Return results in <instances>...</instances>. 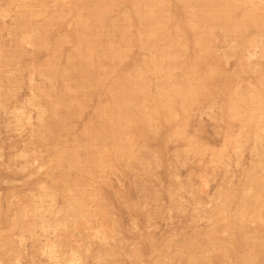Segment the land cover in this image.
Wrapping results in <instances>:
<instances>
[{
	"label": "rangeland",
	"instance_id": "1",
	"mask_svg": "<svg viewBox=\"0 0 264 264\" xmlns=\"http://www.w3.org/2000/svg\"><path fill=\"white\" fill-rule=\"evenodd\" d=\"M171 1H168V11L163 13L160 20L168 25L172 23V25L162 28L161 31L164 32L158 36L155 49L149 51L147 48H142L140 42L137 41L141 36L144 37V33L141 34V31H138L139 20L136 16H132L133 8L130 3H125V0H112L115 5L113 4L111 15L106 22L107 27L108 25L109 27L116 26L120 29L118 31L125 33L126 36L123 39L119 32L120 35H116L119 38L117 39L115 34L118 32L115 31L110 40L108 35L111 37L113 33L111 28L109 29L112 30L111 33L108 29H98L96 34L99 33L101 37L98 35L91 38L99 39L103 47L114 45L123 56L117 55L115 60L104 57L95 62V58L87 51H83V47L79 46V48L77 41L73 39L79 28L80 16L77 17V11L79 10L78 13L81 15L87 13L86 10L84 14L81 13L84 9L80 8V5L77 6L79 0H59V2L58 0H0V264H240V261L244 264L250 257H257L256 254L260 257L262 250L259 249H263L264 246L263 219L253 218L251 209L244 223L242 222L245 224L246 221L249 228L246 224L244 228L241 227L243 224L234 225L237 232L244 233L246 227L249 231L245 235L248 236L246 239L237 233L238 240L235 236L236 243L232 244L234 245L232 247L236 246L235 249L222 239L226 237L228 239L231 234L222 222H227V219L231 220L237 214L239 205L242 203V196L239 197L242 194L237 191L242 185L244 187L245 183L246 185L249 183L252 171L257 167L259 172L254 171L258 172L256 175L264 176V127L258 131L260 134L257 137L254 133L248 132V127H250L248 124L252 122V118L247 115L250 114L247 109H251L252 106L246 104H249L252 95L264 96V29H260L261 33L259 31L257 33V28L250 27L245 32L246 37H242L243 39L240 36H234L233 33V36L230 35L231 38L230 36L227 38L224 31L218 29L217 35L214 33L213 38H208V40L211 38V41L209 40L207 45L213 42L211 45L213 51L208 46L206 49L209 51L205 49L207 54L201 51L197 53L198 48L195 49L194 46L198 47L196 41L201 31L193 28L198 22L197 9L192 6L195 4L190 0ZM26 2L33 3L32 11L36 15L30 29L27 30L22 28L18 22L21 13H26L27 8L24 7ZM231 2L238 7L237 10L243 9L234 12L233 23L239 20L241 17L239 15L247 11H255L260 21H264V0L263 2L247 0L245 4L236 0H231ZM186 3L190 4L191 9L185 5ZM185 10H194L195 14L194 11L192 13V11L186 12ZM171 11L175 12L171 13ZM178 12L181 14L178 15ZM175 13L180 17V23L174 26L173 23L179 20ZM181 15L184 17L182 18ZM174 16L175 19L177 17L176 20ZM129 18L134 23L132 27L131 24L130 26L127 24ZM116 19L123 22L119 24ZM47 21L53 24L49 26L52 30L43 31L46 34H42L41 38L32 36V30L46 26ZM184 27L187 29L186 31L184 29L185 33L182 30ZM176 28H181V30ZM191 31L195 33H193L194 36ZM171 32H175V35ZM222 33L226 37H223ZM187 34H191L190 38L186 37ZM135 35L137 39L133 37ZM71 39L77 44H74ZM106 39L111 42L109 43ZM243 41V45L247 41L246 46H242ZM239 47H245V49ZM165 49L170 50L172 56L161 60V50ZM81 50L84 56L79 58L78 54ZM210 52L212 54H209ZM183 53H185L184 57ZM201 53L202 56L204 53L206 55L200 58L211 59V62L202 59V63L206 62L207 67L204 64L194 70V64L198 63L197 66H199L201 63V59L198 58ZM185 55L190 57L192 55L190 61V57L186 58L188 64L184 62L186 60H183ZM153 57L159 60L161 73H146L145 76V71L142 70L143 63H151ZM82 59L90 61V67L87 69L88 71L91 69V72L86 73L82 67ZM101 61H105V64ZM70 62L73 64L70 65ZM185 63L187 65L184 67ZM68 66L73 69V72L67 69ZM202 67L203 70H201ZM206 70L214 71L213 79L211 78L208 87L201 90L203 95L201 93L202 96L196 98V100L199 98L201 100L192 102L196 106L194 108L192 105L189 109L190 113L188 111L189 115L193 114L192 116L175 115L169 123L157 120L151 123L153 128L150 125L149 129H146L147 132L145 130L142 134L137 133V135L140 134L138 136L134 135V132L129 133L132 132L131 129H126L123 142L128 146L127 150L120 153L113 150L111 153V148L107 149L105 145H108L110 138L102 140L99 132L107 131L108 128L105 120L99 115L102 108L104 107L105 110L109 105L110 94L114 92V88L123 89L120 80L122 74L125 76L133 74L131 77H137L142 73L141 78L147 79V96L150 98L159 93L168 78H172L170 79L177 88L187 89L196 83L199 78L196 76L207 73ZM260 71L262 76H260ZM114 73L121 76L118 78ZM85 77L91 80V83L102 79L103 87L97 85L95 87L93 84L85 85ZM149 78L153 81H149ZM207 88L210 89L209 95ZM102 90L105 92L103 93ZM240 91L241 99L239 98ZM224 92H227L226 95ZM147 96L144 98L148 99ZM179 101L181 102L180 98ZM237 108L242 112L239 110L238 112ZM136 110L138 112L137 108H130L128 117L135 115L139 118ZM246 125V128L243 127ZM250 135L253 138L251 141ZM132 136L138 140H132ZM71 158L79 162L76 168H72L73 170L70 169L68 163ZM115 160L119 161V164ZM230 193H234L232 196L236 193V197L233 196L231 207L228 208L226 198ZM217 211L221 212L220 225L216 222L218 221L215 217ZM77 221H80L81 225ZM221 224H223V229H221ZM213 225L216 228L218 225L220 227L218 229L222 232L216 231ZM212 229L211 234L209 232ZM217 232L220 233L218 236ZM209 236L214 240L207 239ZM197 240L203 241L206 248L204 245L202 247L200 242L197 244ZM239 244L241 247L242 244L244 248L247 247V256L244 254L245 249L243 253V248L240 249ZM225 246H229V249L231 247L232 251H229L228 247V251H225L227 250ZM187 247L189 254H186L184 260L182 250L184 248L187 250ZM237 247L242 252L239 250L235 256L234 254L238 251ZM52 249L55 251L53 256L50 253ZM195 251H199L198 258ZM221 251L223 256H221ZM233 251H235L234 254H232ZM249 252L255 256L252 254L250 256ZM215 254L220 260L216 259L217 257L213 258ZM262 254L263 256L261 255L259 259L260 264L264 259V249ZM55 255L57 259L53 258ZM188 255L192 258L187 257ZM231 255L234 256V261L230 259ZM262 261L263 264L264 260Z\"/></svg>",
	"mask_w": 264,
	"mask_h": 264
},
{
	"label": "bare ground",
	"instance_id": "2",
	"mask_svg": "<svg viewBox=\"0 0 264 264\" xmlns=\"http://www.w3.org/2000/svg\"><path fill=\"white\" fill-rule=\"evenodd\" d=\"M73 1V0H72ZM118 1V0H117ZM126 2L125 3H127L128 2V4L130 3V5L132 6V8H133V14H132V16L134 17V16H136L137 18H138V31H141V34H143L144 35V37L143 36H141L140 37V39L139 40H137L138 42H140V44H141V46H142V48H147L149 51H152V49H155V45H156V42H157V40H158V36L159 35H161V33H163L164 31H161L162 30V28L163 27H169V25H172V23L171 24H167V23H164L163 21H161L160 19L162 18V15H163V13H165V12H167L168 10V1L169 0H125ZM171 1V0H170ZM181 1V0H180ZM236 1H239V2H241V3H243V4H245L244 2H247V0H236ZM260 2H263V0L261 1V0H259ZM58 2H59V0H58ZM57 2V3H58ZM79 2H80V4H79ZM79 2H78V5H77V3L75 4V5H77V6H81L80 8H82V9H84L81 13L82 14H84L83 12L86 10L87 11V13H85V15H81V14H79L78 13V8H77V17H79L80 16V18H79V20H78V25H79V28H77V35H75L74 36V40L75 41H77V43H78V47L80 46V47H83V51H87L89 54H90V56H92V57H94L95 58V62H96V60L97 61H100L101 59H103L104 57H107V58H112V59H116V57H117V55H120V51H118L117 49H116V47L114 46V45H111V46H109V47H103L102 46V42L101 41H99V39H92L91 37H93V36H98L99 35V33L98 34H96L97 33V31H98V29H111L112 28V30H113V33L111 34V37H110V35H108V37L110 38V40L113 38V36H114V34H115V31L116 32H118L117 34H115V37H116V35H118L119 34V32L120 31H118V30H120L118 27H116V26H112V27H109V25H108V27H107V20H108V17H109V15H111V12H112V9H113V2H112V0H79ZM172 2V1H171ZM189 2V1H188ZM190 2L191 3H194L195 5H192V6H194L196 9H197V13H196V17L198 18V22L197 23H195V25H194V27L193 28H195V29H198V30H200L201 32H199V34H198V37H197V41H196V45H198V47L197 46H194L195 47V49H197V53H199L198 51H201V52H205L206 53V50L207 51H209V49H206L208 46H210V50H211V48H212V44H213V42H212V44H210V45H207L208 44V42H209V40L211 39H209L208 40V38L209 37H214V33H216V35H217V33L219 32V30L218 29H220V30H222V31H224V33L227 35V38H228V36H230V35H232L233 36V34H234V36L235 35H237V37H246V35H245V32L246 31H248V29L250 28V27H253L254 29L255 28H257V33H258V31L261 29V30H263L264 29V21H260V19L257 17V16H259L258 14H257V16H256V12L255 11H247V12H243V14L242 15H239V16H241V17H239V20L238 19H235V20H238L237 22H234L233 23V19L235 18L234 16H235V13H236V10H237V6H235L234 4H233V2H231V0H190ZM27 3V2H26ZM71 3V2H70ZM74 3V2H73ZM182 3V2H181ZM116 4H117V2H116ZM254 4V3H253ZM115 5V4H114ZM186 6L188 5L189 7H190V4L188 3H186L185 4ZM35 6V5H34ZM117 6V5H116ZM177 6V5H176ZM181 6H182V4H181ZM249 6V5H248ZM24 7L25 8H27V10L25 11L26 13H21V15H20V17H18L19 19V24H20V26L22 27V28H25L26 30L27 29H30V26L32 25V22H34V18L36 17V15H35V12H33L32 11V7H33V3H27V4H25L24 5ZM69 7H70V4H69ZM73 7V6H72ZM76 7V6H75ZM171 7V6H170ZM243 7V6H242ZM22 8V7H21ZM35 8V7H34ZM74 8V7H73ZM74 9H76V8H74ZM116 9V8H115ZM182 9V8H181ZM184 9V8H183ZM190 9H191V7H190ZM193 9V8H192ZM244 9H246V8H244ZM251 9V8H250ZM260 9V8H259ZM259 9H257L258 11H260ZM123 10V9H122ZM170 10V9H169ZM239 11H241V10H243V9H238ZM237 10V11H238ZM85 11V12H86ZM115 11V10H114ZM113 11V12H114ZM181 11V10H180ZM186 11V10H185ZM189 11H192V10H189ZM188 10L186 11V12H189ZM194 11V10H193ZM193 11H192V13H193ZM76 12V11H75ZM80 12V11H79ZM173 11H171V13H172ZM175 12V11H174ZM173 12V13H174ZM235 12V13H234ZM238 13V12H237ZM3 14V13H2ZM76 14V13H75ZM75 14H74V16H75ZM116 14V13H115ZM181 13L180 12H178V15H180ZM184 14V13H183ZM190 14H191V12H190ZM194 14H195V11H194ZM233 14H234V16H233ZM240 14V13H239ZM175 15L177 16V17H179L176 13H175ZM237 15V14H236ZM120 16V15H119ZM172 16V15H171ZM182 16V15H181ZM185 16H186V13H185ZM47 17V16H46ZM121 17V16H120ZM131 17V16H130ZM177 17H176V19H177ZM184 17V15L182 16V18ZM232 17H234V18H232ZM261 17H262V15H261ZM52 18V17H51ZM50 18V19H51ZM75 18V17H74ZM113 18V17H112ZM123 18V17H122ZM171 18H173V16L171 17ZM197 18H196V20H197ZM48 19V18H47ZM126 19V18H125ZM175 19V16H174V20H176ZM179 20H176V22L175 23H173V25L175 26V24H177V23H180V17L178 18ZM61 20V19H60ZM174 20H173V22H174ZM190 20V19H189ZM192 20V19H191ZM263 20H264V18H263ZM116 21L117 22H119L117 19H116ZM169 21H171V20H169ZM182 21V20H181ZM194 21V20H193ZM48 22V21H47ZM111 22V21H110ZM123 22V21H122ZM122 22H119V24L120 23H122ZM124 22H125V20H124ZM137 22V21H136ZM172 22V21H171ZM68 23V22H67ZM170 23V22H169ZM106 24V25H105ZM111 24V23H110ZM117 24V23H116ZM127 24H128V26H130V24H131V27L134 25V23H132V19H128V21H127ZM127 24H126V26H127ZM184 24V23H183ZM45 25H46V23H45ZM50 25H52L53 26V24H51V22H48V24L46 25V26H44V27H41V28H34L32 31H33V35L32 36H34V37H42V34H46V33H44L43 31H45V30H48V29H51V28H49V26ZM62 25V24H61ZM136 25V24H135ZM186 25H188L187 23H186ZM56 26H57V24H56ZM137 26V25H136ZM173 26V27H174ZM192 26V25H191ZM172 26H170V28H171ZM181 27V26H180ZM186 27V26H185ZM185 27L184 28H182V30L184 31V29H185ZM188 27H189V25H188ZM63 28V27H62ZM134 28H136L135 26H134ZM169 28V29H170ZM259 28V29H258ZM167 29V28H166ZM172 29H175V28H172ZM176 29H178V28H176ZM52 30V29H51ZM111 30V31H112ZM130 30V29H129ZM133 30V29H132ZM137 30V29H136ZM178 30H181V28L180 29H178ZM187 29H185V31H186ZM218 30V31H217ZM110 31V30H109ZM111 31L109 32V33H111ZM131 31V30H130ZM137 31V32H138ZM185 31H184V33H185ZM192 31H194V30H192ZM191 31V32H192ZM216 31V32H215ZM221 31V32H222ZM243 31V32H242ZM250 31V30H249ZM166 32H167V30H166ZM170 32V31H169ZM177 32V31H176ZM189 32V30L187 31V33ZM190 32V33H191ZM260 33H261V31H259ZM55 33V32H54ZM133 33H134V31H133ZM136 33V32H135ZM174 33V35H175V32H171V34H173ZM194 32H192L191 34H193ZM196 33H198V31L196 32ZM233 33V34H232ZM249 33V32H248ZM247 33V35H249ZM50 34V33H49ZM75 34V33H74ZM121 34V35H120ZM120 36L121 37H123V39H124V37L126 36L125 35V33H122V32H120ZM169 34V33H168ZM168 34H166V36H168ZM180 34V33H179ZM183 34V33H182ZM191 34H187L186 35V37H188V38H190V35ZM195 34V33H194ZM194 34H193V36H194ZM214 34V35H213ZM26 35H28L27 33H26ZM105 35V34H104ZM131 35H132V33H131ZM134 35V34H133ZM163 35V34H162ZM174 35L172 36L173 38H174ZM177 35V34H176ZM226 35L225 36H223V33H222V36L223 37H226ZM245 35V36H244ZM43 36H45V35H43ZM70 36V35H69ZM100 36V35H99ZM130 36V35H129ZM138 36V35H137ZM232 36H230V38L232 37ZM260 36V35H259ZM31 37V36H30ZM40 37V38H41ZM101 37V36H100ZM107 37V36H106ZM134 38L136 37V35L135 36H133ZM161 37V36H160ZM164 38H165V35L163 36ZM169 37V36H168ZM185 37V38H186ZM257 37V36H256ZM45 38H46V36H45ZM71 38V37H70ZM103 38V37H102ZM117 39H119L118 38V36L116 37ZM116 38H114V39H116ZM138 37H136V39H137ZM171 38V37H170ZM169 38V39H170ZM185 38H183V40L185 39ZM248 38V37H247ZM262 38V37H261ZM43 39H44V37H43ZM51 39V38H50ZM113 39V40H114ZM136 39H135V42L137 43V41H136ZM163 39V38H162ZM243 39V38H242ZM251 39V38H250ZM254 39V38H253ZM45 40V39H44ZM49 40V39H48ZM107 40V39H106ZM120 40H121V38H120ZM131 40V39H130ZM172 40V39H171ZM188 40V39H187ZM187 40H185V41H187ZM247 40V39H246ZM260 40H262V39H260ZM23 41V40H22ZM21 41V42H22ZM34 41V40H33ZM71 41H73L72 39H71ZM103 41V40H102ZM107 41H109V40H107ZM106 41V42H107ZM116 41V40H115ZM181 41H182V39H181ZM192 41V40H191ZM211 41V40H210ZM248 42H249V40H247ZM246 41V42H247ZM253 40H251V42H252ZM58 42V41H57ZM68 42V41H67ZM74 42V41H73ZM111 41H109V43H110ZM113 42V41H112ZM127 42V41H126ZM134 42V43H135ZM168 42H171V41H168ZM190 42V41H189ZM193 42V41H192ZM245 42V45H243L244 44V41H243V43H242V46H246V43ZM23 43V42H22ZM41 43V42H40ZM76 42H74V44H75ZM76 43V44H77ZM117 43V42H116ZM116 43H114L115 45H116ZM120 43V42H119ZM257 43H258V41H257ZM104 44V43H103ZM113 44V43H112ZM124 44V43H123ZM131 44H133V42L131 43ZM171 44V43H170ZM180 44V43H179ZM178 44V45H179ZM181 44H182V42H181ZM180 44V45H181ZM189 44V43H188ZM241 44V43H240ZM261 44V43H260ZM176 45V44H175ZM190 45V44H189ZM253 45H254V43H253ZM258 45V44H257ZM62 46V45H61ZM77 46V45H76ZM125 46V45H124ZM128 46V45H127ZM138 46V45H137ZM248 46H250V45H248ZM19 47V46H18ZM44 47V46H43ZM53 47V46H52ZM79 47V48H80ZM101 47H102V49H101ZM122 47H123V45H122ZM126 47V46H125ZM157 47V46H156ZM48 48V47H47ZM189 48V50H190V47H188ZM240 48V47H239ZM243 47H241L240 49H242ZM264 48V47H263ZM126 49V48H125ZM191 49H192V47H191ZM206 49V50H205ZM213 49V48H212ZM239 49V50H240ZM243 49H245V47L243 48ZM249 49V48H248ZM251 49V48H250ZM253 49V48H252ZM24 50V49H23ZM159 50V49H158ZM177 50V49H176ZM182 50V49H181ZM183 50H185V49H183ZM59 51V50H58ZM125 51V50H124ZM140 51V50H139ZM162 51V54H161V60H162V58H167V57H170L171 58V52H170V50H167L166 51V49L165 50H161ZM166 51V52H165ZM192 51V50H191ZM211 51H213V50H211ZM241 51H243V53H245L244 52V50H241ZM40 52V51H39ZM86 52V53H87ZM156 52V51H155ZM183 52V51H182ZM189 52V51H188ZM195 52H196V50H195ZM238 52V51H237ZM85 53V54H86ZM87 53V54H88ZM189 53H191V52H189ZM196 53V54H197ZM203 54V56L204 55H206V54ZM50 54V53H49ZM184 54L185 53H183V57H184ZM187 54V53H186ZM193 54V53H192ZM209 54H212V52H210ZM253 54V53H252ZM36 55H38V54H36ZM47 55V54H46ZM122 55V54H121ZM120 55V56H121ZM126 55V54H125ZM132 55V54H131ZM145 55V54H144ZM182 55V54H181ZM189 55V54H188ZM187 55V56H188ZM251 55V54H250ZM51 56V55H50ZM77 56V55H76ZM75 56V57H76ZM84 56V53L82 54V50H81V53H79L78 54V57L79 58H82ZM89 56V55H88ZM119 56V57H120ZM123 56V55H122ZM147 56V55H146ZM152 56V55H151ZM157 56H159V55H157ZM186 56V55H185ZM187 56L183 59V60H186V58H187ZM198 56V55H197ZM200 56H202V53H201V55H199V57L198 58H200ZM202 56V57H203ZM86 57H87V55H86ZM91 57V58H92ZM126 57V56H125ZM148 57V56H147ZM173 57H174V53H173ZM190 56H188V58H189ZM200 58L201 59V63H200V65L199 66H197L198 65V63H196V64H194L195 65V67H193V69L195 70V68L196 67H201V65L203 66L204 64L202 63L203 62V60L205 61V59H207V58ZM206 57V56H205ZM214 57V56H213ZM141 58H144V57H141ZM191 58H192V55H191V57H190V59H189V61L191 60ZM197 58V57H196ZM129 59H130V57H129ZM132 59V58H131ZM159 59H160V56H159ZM193 59H195V58H193ZM203 59V60H202ZM2 60V59H1ZM48 60V59H47ZM78 60V59H77ZM89 60H90V58H89ZM110 60V59H109ZM171 60V59H170ZM188 60V59H187ZM187 60L186 61H184V62H186L187 64H188V62H187ZM199 60V59H198ZM207 60H209V61H207V62H211V59H207ZM243 60V59H242ZM76 61V60H75ZM174 61H175V59H174ZM195 61H197L196 59H195ZM74 62V61H73ZM78 62V61H77ZM101 62H104V64H105V61H101ZM101 62H100V64H101ZM118 62V61H117ZM128 62V61H127ZM147 62H148V59H147ZM158 62H159V60H157V57L155 58V57H153V59L151 60V63H143L144 65H143V71H145L144 73H145V76H146V73L148 74V73H152V72H154V73H161V67H159L160 65H158ZM181 62V61H180ZM194 62V61H193ZM98 63V62H97ZM108 63V62H107ZM116 63V62H115ZM123 63V62H122ZM133 63V62H132ZM184 64V67L187 65V64ZM190 63H192V62H190ZM70 65L71 64H73V63H69ZM76 64V63H75ZM82 64H83V66L82 67H84V69H85V71H86V73L88 72H91L90 70L88 71V67H90V61L89 62H87V60H83L82 59ZM91 64H92V61H91ZM96 64V63H95ZM111 64V63H110ZM153 64V65H152ZM170 64V63H169ZM173 64H174V62H173ZM217 64H219V63H217ZM128 65V64H127ZM126 65V67L128 68V66ZM132 65V64H131ZM131 65H129L130 67H131ZM167 65V64H166ZM165 65V66H166ZM171 65V64H170ZM181 65V64H180ZM211 65V64H210ZM65 66H67V65H65ZM75 66V65H74ZM97 66V65H96ZM122 66V65H121ZM135 66V65H134ZM181 66H183V65H181ZM204 66H206L207 67V64H205ZM217 66V65H216ZM70 66H68V68L67 69H70V71L72 70V72H73V69H71V68H69ZM73 67V66H72ZM76 67V66H75ZM105 67V66H104ZM171 67V66H170ZM192 67L190 68V69H192ZM205 67V68H206ZM48 68V67H47ZM96 68V67H95ZM94 68V69H95ZM98 68H99V66H98ZM127 68H125V69H127ZM169 68V67H168ZM172 68H174V67H172ZM171 68V69H172ZM183 68V67H182ZM210 68H211V66H210ZM214 68V67H213ZM263 68V67H262ZM67 69L65 70V71H67ZM77 69V68H76ZM82 69V68H81ZM93 69V70H94ZM102 69V68H101ZM141 69H138V70H141ZM161 69V70H160ZM197 69H200V68H197ZM215 69V68H214ZM62 70V69H61ZM75 70V69H74ZM97 70V69H96ZM118 70V69H117ZM122 70V69H121ZM167 70V69H166ZM189 70V68L187 69V71ZM201 70H203V67L201 68ZM106 71V70H105ZM107 71H108V69H107ZM106 71V72H107ZM168 71V70H167ZM170 71V70H169ZM200 71V70H199ZM206 71H208V70H206ZM217 72H218V70H216ZM69 72V71H68ZM72 72H71V74H72ZM109 72V71H108ZM107 72V73H108ZM114 72H116V71H114ZM140 72V71H139ZM142 72V71H141ZM264 72V71H263ZM49 73V72H48ZM94 73H95V71H94ZM101 73H104V72H101ZM117 73H119V71L117 72ZM123 73V72H122ZM121 73V74H122ZM126 73H128L127 71H126ZM154 73H153V75H154ZM187 73V72H186ZM192 73V72H191ZM190 73V74H191ZM201 73H202V71H201ZM213 73H214V71L213 72H211V70L210 71H208L207 73H205V74H202L201 76L200 75H198V76H196V77H199L197 80H196V83L195 84H193V85H195V86H193V85H191L190 87H188L187 89H181V88H177L175 85H174V82L170 79V78H168L165 82H164V85L162 86V88L159 90V93L158 94H156V95H154V96H152V97H148L147 96V79H145V78H141V77H143V74L141 73V74H139V75H137V74H135V75H137V77H135V76H133V77H131V76H125V74L123 75L122 74V77H120L121 75H119V74H115L118 78L120 77V80L122 81L121 83H122V90H118L117 88H114L113 86V88H114V92H112L111 94H110V101H109V105H107V107L105 108V110H104V107L102 108V109H100V110H102V111H100L101 112V114L99 115V116H101L102 117V119H104L105 120V122H106V125H107V128H108V130L107 131H100L99 132V134H100V137L102 138V140H104V139H106L107 137L108 138H110V141L108 140V145H105V146H107V149H109V148H111V153H112V151L114 150V151H119V153L120 152H125L126 150H127V148H128V146H126V144L123 142V137H124V132H125V130L127 129H131V131L132 132H129V133H133L134 135L136 134L137 135V133H141L142 134V132L144 133L145 132V130L148 128L149 129V127H150V125H151V123L152 122H155V121H157V120H161V121H165V122H170L171 120H172V118L175 116V115H182V117L183 116H186L187 114H188V111H189V109L191 108V106L193 105L194 106V108H196V106L194 105V104H192V102H194L195 100H196V98H198L199 96H202L203 95V92H201V90L204 88L205 89V87L207 86L208 87V84L210 83V80H212L213 78ZM69 74V73H68ZM81 74H82V72H81ZM165 74H167V73H165ZM172 74V73H171ZM188 74V73H187ZM196 74H197V72H196ZM59 75V74H58ZM64 75V74H63ZM89 75V74H88ZM87 75V76H88ZM93 75V74H92ZM95 75H98V74H95ZM100 75V74H99ZM114 75V76H115ZM162 75V74H161ZM218 75V74H217ZM44 76V75H43ZM100 76H103V74H101ZM100 76H99V78H100ZM111 76V75H110ZM260 76H262V74H261V71H260ZM51 77V76H50ZM93 77V76H92ZM150 77V76H149ZM157 77V76H156ZM159 77V76H158ZM161 77V76H160ZM163 77H164V75H163ZM215 77V76H214ZM55 78V77H54ZM64 78H66L65 76H64ZM73 78V77H72ZM86 78V77H85ZM102 78V77H101ZM113 78V77H112ZM212 78V79H211ZM90 79V78H89ZM95 79V78H94ZM150 79V78H149ZM148 79V80H149ZM161 79V78H160ZM164 79V78H163ZM176 79V78H175ZM188 79V78H187ZM195 79V78H194ZM52 80H53V78H52ZM82 80V79H81ZM97 80H98V78H97ZM108 80H110V79H108ZM156 80H157V78H156ZM174 80V79H173ZM178 80V79H177ZM223 80V79H222ZM95 81V80H94ZM149 81H151V79L149 80ZM153 81V80H152ZM151 81V82H152ZM162 81V80H161ZM176 81V80H175ZM179 81V80H178ZM190 81V80H189ZM227 81H228V79H227ZM81 82V81H80ZM92 81L91 80H88V78H86L85 79V81H84V84L85 85H91V84H93V85H95V87H96V85L97 86H102L103 85V80L101 79V80H98V81H96L95 83H91ZM108 82V81H107ZM214 82V81H213ZM264 82V81H263ZM109 83V82H108ZM113 84H114V82H112ZM121 83H119V84H121ZM159 83V84H160ZM178 83V82H177ZM183 83V82H182ZM191 83V82H190ZM217 83V82H216ZM228 84H229V82H227ZM105 84V83H104ZM113 84H111V85H113ZM118 84V83H117ZM116 84V85H117ZM214 84V83H213ZM261 84H262V82H261ZM108 85V84H107ZM150 85V84H149ZM230 85H232V84H230ZM263 85V84H262ZM215 86V85H214ZM234 86V85H233ZM87 87H89V86H87ZM103 87V86H102ZM107 87V86H106ZM110 87V86H109ZM116 87V86H115ZM210 87V86H209ZM212 87V86H211ZM113 88H112V90H113ZM157 88V87H156ZM221 88V87H220ZM259 88H261V87H259ZM108 89H110V88H108ZM226 89V88H225ZM227 89H229V88H227ZM90 90V89H89ZM97 90V89H96ZM106 90V89H105ZM149 90V89H148ZM83 91V90H82ZM97 91H99V89L97 90ZM103 91V90H102ZM153 91V90H152ZM151 91V92H152ZM207 93H208V95H209V92H210V89H208L207 88ZM105 91H103V93H104ZM111 92V91H110ZM234 92V91H233ZM236 92V91H235ZM264 92V91H263ZM48 93V92H47ZM95 93V92H94ZM154 93V92H153ZM152 93V94H153ZM157 93V92H156ZM201 93H202V95H201ZM225 93V95H226V93L227 92H224ZM243 93V95H244V91L242 92ZM97 94V93H96ZM236 94V93H235ZM241 94V91H240V93H239V98L241 99V97H242V95H240ZM246 94V93H245ZM261 94H263V93H261ZM78 96H79V94H77ZM81 95V94H80ZM93 95H95V94H93ZM205 95H207V94H205ZM232 95H234V94H232ZM252 95V94H251ZM103 96V95H102ZM145 96H147L148 97V99H146V98H144ZM249 96V95H248ZM82 97H83V95H82ZM106 97V96H105ZM246 97H247V95H246ZM78 98V97H77ZM99 98V97H98ZM180 98V100H181V102L179 103L178 102V99ZM206 98V96L204 97V99ZM228 98V97H227ZM249 98V97H248ZM247 98V99H248ZM105 99V98H104ZM200 99V98H199ZM199 99L198 100H196V101H199ZM231 99V98H230ZM244 99V98H243ZM246 99V100H247ZM109 100V99H108ZM201 100V99H200ZM35 101V100H34ZM86 101V100H85ZM195 101V102H196ZM208 101V100H207ZM226 101H229V100H226ZM233 101H234V99H233ZM237 101V100H236ZM59 102V101H58ZM108 102V101H107ZM232 102V101H231ZM103 103H105V102H103ZM209 103V102H208ZM242 103V102H241ZM203 104V103H202ZM227 104V103H226ZM235 104H239V103H235ZM243 104V103H242ZM247 105H251L252 107H251V109L249 108V109H247L249 112L248 113H250V114H247V115H250V117L252 118L251 119V121L252 122H249L250 124H248V126H250V127H248L249 129V131L248 130H246V132L248 131V132H250V134L251 133H254L255 134V136L257 137L258 136V134H260V133H258V131H260L263 127H264V96H261V95H256L255 94V96L254 95H252V97H251V99H250V101H249V104L248 103H246ZM228 105V104H227ZM234 105V104H233ZM232 105V106H233ZM98 106V105H97ZM108 106H109V108H108ZM243 106V105H242ZM245 106V105H244ZM243 106V107H244ZM48 107V106H47ZM60 107V106H59ZM71 107V106H70ZM76 107V106H75ZM132 107H134V108H137L138 109V112H137V110H136V114L139 116V118H136V116L134 115V117H128V111H129V109L130 108H132ZM234 107V106H233ZM49 108V107H48ZM201 108V107H200ZM228 108V107H227ZM107 109V110H106ZM109 109V110H108ZM243 109H245V108H243ZM79 110V109H78ZM132 110V109H131ZM195 110V109H194ZM205 110V109H204ZM239 110V108H237V111ZM58 111V110H57ZM76 111V110H75ZM239 111H241V110H239ZM238 111V112H239ZM49 112V111H48ZM55 112H56V110H55ZM135 112V111H134ZM223 112V111H222ZM221 112V113H222ZM230 112V111H229ZM242 112V111H241ZM62 113V112H61ZM68 113V112H67ZM189 113H190V111H189ZM234 113V112H233ZM233 113H231L232 115H233ZM245 113V112H244ZM58 114V112L55 114V116ZM133 114V113H132ZM223 114V113H222ZM47 115V114H46ZM76 115V114H75ZM189 115V114H188ZM193 115V114H192ZM191 114L189 115V116H192ZM245 115V114H244ZM54 116V117H55ZM67 116V115H66ZM71 116V115H70ZM137 116V117H138ZM188 116V117H189ZM200 116V115H199ZM223 116V118H224V115H222ZM52 117V116H51ZM53 117V118H54ZM58 117V116H57ZM178 117V116H177ZM181 117V118H182ZM239 117V116H238ZM245 117V116H244ZM175 118V117H174ZM44 119V118H43ZM46 119V118H45ZM58 119V118H57ZM184 119V118H183ZM186 119H188V118H186ZM186 119H184V120H186ZM245 120V119H244ZM45 121V120H44ZM59 121V120H58ZM64 122V121H63ZM172 122V121H171ZM185 122V121H184ZM190 122V121H189ZM244 122V121H243ZM54 123V122H53ZM97 123V122H96ZM140 123H141V125L143 126H141L140 125ZM158 123V122H157ZM174 123V122H173ZM247 123V122H246ZM41 124H43V123H41ZM45 124V123H44ZM52 124V123H51ZM62 124H64V123H62ZM61 124V125H62ZM102 124V123H101ZM106 125H105V127H106ZM153 125V124H152ZM151 125V126H152ZM158 125V124H157ZM162 125V124H161ZM174 125V124H173ZM59 126V125H58ZM166 126V125H165ZM44 127V126H43ZM47 127V126H46ZM53 127V126H52ZM59 127H62L63 128V126H59ZM91 127V126H90ZM142 127V128H141ZM157 126L155 125V128H156ZM171 127V126H170ZM243 127H247V125L246 126H243ZM242 127V128H243ZM54 128V127H53ZM52 128V129H53ZM65 128V127H64ZM152 128H153V126H152ZM250 128H251V130H250ZM58 129V128H57ZM56 129V130H57ZM103 129V128H102ZM147 129V130H148ZM166 129V128H165ZM264 129V128H263ZM51 130V129H50ZM62 130V129H61ZM105 130H106V128H105ZM147 130H146V132H147ZM243 130H244V128H243ZM58 131V130H57ZM57 131H55L56 133H57ZM130 131V130H129ZM52 132V131H51ZM247 132V133H248ZM54 133V132H53ZM168 133V132H167ZM177 134H178V131L176 132ZM55 134V133H54ZM90 134V132L88 133V135ZM107 134H108V136H107ZM148 134V133H147ZM170 134V133H169ZM181 134V133H180ZM263 134V133H262ZM138 135H140V134H138ZM137 135V136H138ZM183 135V134H182ZM53 136V135H52ZM93 136V135H92ZM110 136V137H109ZM127 136V135H126ZM136 136V137H137ZM169 136V135H168ZM246 136V135H245ZM249 136V135H248ZM251 136V138H250V141H251V139L253 140V138H252V135H250ZM261 136V135H260ZM263 136V135H262ZM261 136V137H262ZM48 137V136H47ZM58 137V136H57ZM129 137V136H128ZM133 138H132V140L133 139H135V136H132ZM142 137V136H141ZM140 137V138H141ZM149 137V136H148ZM230 138V137H229ZM100 138L98 137V141H100L99 140ZM261 139V138H260ZM259 139V140H260ZM48 140V139H47ZM53 140V139H52ZM59 140H60V137H59ZM135 140H138L137 138L135 139ZM140 140V139H139ZM146 140V139H145ZM144 140V141H145ZM245 140V139H244ZM259 140H258V142H259ZM107 141V140H106ZM128 142H129V140H127ZM143 141V142H144ZM261 141V140H260ZM56 142V141H55ZM62 142V141H61ZM64 142V141H63ZM128 142H126V143H128ZM134 142H136V141H134ZM229 142H230V140H229ZM261 142H263V141H261ZM107 142H105V144H106ZM233 143V142H232ZM100 144H101V142H100ZM102 144H103V142H102ZM130 144V143H129ZM135 144V143H134ZM139 144V143H138ZM138 144H136L137 146H138ZM227 144V143H226ZM229 144H231V142L229 143ZM229 144H227V145H229ZM61 145H63V144H61ZM133 145V144H132ZM142 145V144H141ZM233 145V144H232ZM257 145V144H256ZM136 146V147H137ZM258 146H259V144H258ZM54 147V146H53ZM127 147V148H126ZM133 147H135V146H133ZM130 148V147H129ZM132 148V147H131ZM130 148V149H131ZM226 148V147H225ZM229 148H230V146H229ZM256 151V150H255ZM257 151H259V150H257ZM94 152V151H93ZM128 152V151H127ZM126 152V153H127ZM131 152V151H130ZM261 152V151H260ZM118 153V152H117ZM116 153V154H117ZM132 153V152H131ZM122 154V153H121ZM125 154V153H124ZM123 154V155H124ZM258 154H260V153H258ZM75 156V155H74ZM109 156V155H108ZM69 157V156H68ZM117 157H118V155H117ZM67 158V157H66ZM70 158V157H69ZM119 158V157H118ZM117 158V159H118ZM129 158V157H128ZM113 161V160H112ZM117 163L119 162V161H117V160H115ZM114 161V162H115ZM68 163H69V167H70V169L71 170H73L72 168L74 167V168H76V166H77V164L79 163H77L76 161H73V159L71 158V159H69V161H68ZM154 163H155V161H154ZM113 164V163H112ZM119 164V163H118ZM114 165V164H113ZM78 166H80V165H78ZM115 166H116V164H115ZM80 168V167H79ZM78 168V169H79ZM84 168V167H83ZM262 169H263V167H262ZM256 170H257V167H256ZM256 170H254V171H256ZM259 170V169H258ZM257 170V171H258ZM254 171H252V173H251V175H250V177H249V183L246 185V183L244 184L245 186L243 187V185H242V187H241V189L239 188V190L237 191L238 193H240V194H242V195H239V197H241V205H239L240 207H239V210H238V212H237V214L234 216V217H232L231 218V220L230 219H227L228 221L226 222H222V221H220V222H222L223 224H224V226L226 227V228H228V230L229 231H231V234H230V236H229V238L227 239V237L226 238H222L223 239V241L224 242H226V244L228 243V244H231V247L232 246H234L235 244L234 243H236L235 241H234V237L236 236L237 237V233H238V235H242L243 237H245V239L246 238H248V236H245L246 234H248V230L245 228V232L244 233H241V232H237V229H236V227L234 226L235 224L236 225H238V224H243L244 222V220H245V218H246V216H247V214H248V212L252 209L253 211H252V213H253V218L254 217H260L261 219H263L264 220V176H257L256 174L259 172H257V173H255ZM68 172V171H67ZM70 172V171H69ZM66 176H67V174H65ZM259 175V174H258ZM72 177V176H71ZM67 178V177H66ZM72 179V178H71ZM71 182V181H70ZM58 185V184H57ZM51 186V185H50ZM49 186V187H50ZM51 188H53L52 186H51ZM61 188V187H60ZM59 188V189H60ZM56 189V188H55ZM239 191H241V192H239ZM50 193V192H49ZM67 194V193H66ZM232 194H234V193H230V195L226 198V205H228V208L229 207H231V204H232V201H233V196H235L236 197V193H235V195H233L232 196ZM42 196H43V194H42ZM66 197V196H65ZM73 197V196H72ZM71 197V198H72ZM179 197V196H178ZM73 199V198H72ZM56 200V199H55ZM77 201V200H76ZM75 202V201H74ZM235 202V201H234ZM97 203V202H96ZM236 203H238V202H236ZM240 204V203H239ZM236 205V204H235ZM234 205V206H235ZM71 206H73L72 205V203H71ZM102 207V206H101ZM81 208V207H80ZM79 208V209H80ZM238 209V208H237ZM236 209V210H237ZM218 210V209H217ZM224 210V209H223ZM222 210V211H223ZM78 211H80V210H78ZM85 211V210H84ZM82 212V211H81ZM216 212H214V214H215ZM223 213V212H222ZM250 213V212H249ZM70 214V213H69ZM76 214V213H75ZM81 214V213H80ZM213 214V215H214ZM77 215H78V213H77ZM220 215H221V212H219V211H217V213H216V215H215V217L216 218H218V221H216V222H219V217H220ZM71 216V215H70ZM224 216V215H223ZM251 216V215H250ZM222 217V216H221ZM228 218V217H227ZM249 218H251V217H249ZM249 218H247V219H249ZM222 219H223V217H222ZM214 220V219H213ZM225 220V219H224ZM78 222V221H77ZM216 222H215V225H216ZM220 222L218 223L219 225H220ZM243 222V223H242ZM257 222V221H256ZM20 223V222H19ZM79 223V225H81L80 223V221L78 222ZM261 223V222H260ZM21 224V223H20ZM223 224H221L222 226H221V229H223ZM245 224L248 226L249 224H247L246 223V221H245ZM245 224H243L241 227L242 228H244L245 226ZM7 225V224H6ZM77 225V224H76ZM214 226V225H213ZM239 226V225H238ZM244 226V227H243ZM262 226V225H261ZM215 227V229H217L216 231H219L220 229H218V228H220L218 225H217V228H216V226H214ZM240 228V227H239ZM248 228H249V226H248ZM80 230V229H79ZM82 230V229H81ZM224 230H226V229H224ZM228 230H226L227 232H228ZM239 230V229H238ZM242 230V229H241ZM261 230H263V229H261ZM212 231V232H211ZM215 231V232H216ZM243 231V230H242ZM248 231V232H247ZM264 231V230H263ZM83 232V231H82ZM220 232H222L221 230H220ZM253 232V231H252ZM251 232V233H252ZM209 233H213V229L212 230H210V232ZM228 233H230V232H228ZM234 233H235V235H234ZM254 233V232H253ZM10 234V233H9ZM9 234H7V235H9ZM199 234V233H198ZM220 234V233H219ZM218 234V232H217V236L219 235ZM194 235V234H193ZM199 236V235H198ZM201 236H202V234H201ZM203 236H205V235H203ZM208 236V235H207ZM212 237H213V235H212ZM257 237H259V236H257ZM199 238L201 239V237L199 236ZM211 237L209 236V238H207V239H210ZM219 238V237H218ZM221 238V237H220ZM206 239V238H205ZM205 239H203L204 241H206ZM212 240H214V238H211ZM222 239H220V240H222ZM227 239V240H226ZM242 239H244V238H242ZM257 239V238H256ZM202 240V239H201ZM211 240V241H212ZM237 240H238V237H237ZM198 241V243L197 244H200L201 243V246L203 247V245L205 244H203L202 242H200L199 240H197ZM196 241V242H197ZM218 241H219V239H218ZM232 241H233V243H232ZM188 242V241H187ZM200 242V243H199ZM223 242V243H224ZM238 242V241H237ZM189 243V242H188ZM211 243V242H210ZM214 243V242H213ZM246 242H244V244H245ZM257 243V242H256ZM256 243H254V244H256ZM186 244V243H185ZM193 244H195V243H193ZM193 244H192V246H193ZM208 244V243H207ZM218 244V243H217ZM216 244V245H217ZM227 244V245H228ZM232 244H234V245H232ZM241 244V243H240ZM240 244H239V248L240 249H242V251L244 250L245 251V253H244V251H243V253L245 254V256H247L246 254V252L248 251V249H247V247L246 248H244V244H242V247L240 246ZM258 244V243H257ZM256 244V245H257ZM178 245H180V244H178ZM189 245H191V243H189ZM214 245V244H213ZM252 245V244H251ZM250 245V246H251ZM255 245V246H256ZM262 245V244H261ZM261 245H260V247H261ZM185 246V245H184ZM191 246V247H192ZM197 247H198V245H196ZM217 246H219V245H217ZM216 246V247H217ZM249 246V245H248ZM254 246V245H253ZM186 247V246H185ZM190 247V248H191ZM204 247L206 248V246L204 245ZM210 247H211V244H210ZM226 247V249H227V247H228V249H229V246H225ZM230 247V249H229V251H232V248L233 249H235V247H232L231 248ZM55 248V247H54ZM163 248V247H162ZM178 248H179V246H178ZM220 248H221V246H220ZM222 248H223V246H222ZM251 249H252V246L250 247ZM256 248V247H255ZM259 248V246L257 247V249ZM187 250H185V248L182 250V248H181V250H182V252H183V258L186 256V254H189V253H187L188 252V247L186 248ZM191 249H193V248H191ZM197 249H202V248H197ZM204 249V248H203ZM209 249V248H208ZM215 249H217V248H215ZM228 249L227 250H225V251H228ZM238 249V247L236 248V250ZM240 249H238V251H236V253H235V251H233V253L232 254H234L235 256L237 255V253L239 252V250ZM247 249V250H246ZM263 249H264V246H263ZM263 249H259L260 251L262 250L263 251ZM179 250V249H178ZM177 250V251H178ZM205 250V249H204ZM250 250V249H249ZM140 251V250H139ZM185 251H186V253H185ZM193 251V250H192ZM191 251V252H192ZM200 251V250H199ZM199 251H195V253H196V257L198 258V256H197V254L199 253ZM202 251V250H201ZM200 251V252H201ZM223 251V250H222ZM221 251V253H222V255L221 256H223V252ZM241 251V250H240ZM241 251V252H242ZM256 252H257V250H255ZM262 251H261V255L263 256V254H262ZM166 252V251H165ZM165 252H164V254H165ZM181 252V253H182ZM251 252H254V251H251ZM251 252H249V254H250V256H252V255H254L255 256V254H253V253H251ZM50 253L52 254V256L55 254V251L52 249L51 251H50ZM179 253V252H178ZM185 253V254H184ZM229 253V252H228ZM191 254V253H190ZM230 254H231V252H230ZM229 254V255H230ZM252 254V255H251ZM167 255V254H166ZM176 255V254H175ZM179 256H180V253L178 254ZM217 255H218V253H217ZM257 255V257L255 256V257H250L249 259H247V261H246V263H244V264H260L259 263V259H260V257H262L260 254V257H258V254H256ZM219 256H220V254H219ZM187 257H191L192 258V256H187ZM186 257V259H188ZM212 257V256H211ZM217 257V258H216ZM227 257V256H226ZM229 257V256H228ZM242 257V256H241ZM53 258H56L57 259V256L55 255ZM137 258V257H136ZM161 258V257H160ZM170 258V257H169ZM174 258V257H173ZM182 258V259H183ZM190 258V259H191ZM213 258H216V259H218V256H216V254H215V257L213 256ZM222 258V257H221ZM232 258V261H234L233 259H234V256H232L231 255V257H230V259ZM244 258V257H243ZM242 258V259H243ZM248 258V257H247ZM163 259V258H162ZM168 259V258H167ZM180 259V258H179ZM210 259V258H209ZM212 259V258H211ZM216 259H213V260H216ZM227 259V258H226ZM229 259V258H228ZM164 260V259H163ZM184 260H185V258H184ZM218 260H220V259H218ZM262 260H264V259H262ZM261 260V264H262V261ZM180 261H182L181 259H180ZM192 261V260H191ZM190 261V262H191ZM212 260H210V262H211ZM244 261V262H245ZM175 262V261H174ZM183 262H187V261H183ZM215 262V261H214ZM239 262V261H238ZM61 263V262H60ZM194 263V262H193ZM157 264V263H156ZM186 264H188V263H186ZM195 264V263H194ZM234 264H236V263H234ZM239 264V263H238ZM240 264H241V261H240ZM264 264V263H263Z\"/></svg>",
	"mask_w": 264,
	"mask_h": 264
}]
</instances>
